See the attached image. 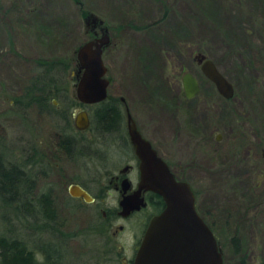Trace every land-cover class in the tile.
Masks as SVG:
<instances>
[{
    "label": "rangeland",
    "instance_id": "1",
    "mask_svg": "<svg viewBox=\"0 0 264 264\" xmlns=\"http://www.w3.org/2000/svg\"><path fill=\"white\" fill-rule=\"evenodd\" d=\"M88 11L104 19L113 34L104 52L112 81L109 99H126L147 134L166 152L177 176L192 185L198 211L221 245L224 264H241V258L260 264L264 253V0H0V149L7 160L30 171L35 194L55 184L61 229L74 235L54 240L47 233L32 234L0 203L1 230L31 234L28 242L34 249L60 241V264L104 263L98 205L73 201L58 185V181L66 184L77 170L69 161L56 159L61 157L58 134L65 130L78 141L77 149L84 153L79 157L89 161L85 167L101 162L118 170L132 153L115 148L110 133L97 132L94 106L67 110L69 130L61 118L66 106L62 97L49 99L57 107L56 114L48 112L51 108H27L16 101L36 74L38 58L70 62L78 47L91 40L84 19ZM198 52L215 61L232 82L233 98L221 96L203 74L194 58ZM76 66L64 78L57 74L58 84L63 83L72 95ZM186 72L193 73L202 86L200 95L192 99L180 94ZM82 108L92 116L91 127L84 132L74 127L73 116ZM56 163L59 168L53 169ZM90 171L94 173L81 169L85 177ZM116 195L111 193L100 208L117 205ZM138 219H120L113 229L127 226V238L122 233L124 238L119 240L126 242V238L128 248L133 243L129 235L139 231ZM236 236L240 253L234 248Z\"/></svg>",
    "mask_w": 264,
    "mask_h": 264
},
{
    "label": "water",
    "instance_id": "2",
    "mask_svg": "<svg viewBox=\"0 0 264 264\" xmlns=\"http://www.w3.org/2000/svg\"><path fill=\"white\" fill-rule=\"evenodd\" d=\"M85 17L87 21L104 22L95 13ZM109 44V36L104 35L84 42L76 50L75 97L84 105L97 104L108 98L110 79L104 51ZM194 58L219 93L226 99L233 98L235 87L215 61L201 52ZM182 83L186 98H194L201 92L200 81L191 72L183 75ZM127 113L128 133L139 159L140 182L138 189L121 201V214L127 216L145 207L142 193L146 191L159 195L165 203L164 209L151 219L134 264H224L221 245L197 209L196 193L191 184L177 178L150 141L142 136L129 110ZM74 125L80 131L91 127L86 109L77 112ZM70 191L74 196L92 201L80 186L72 185Z\"/></svg>",
    "mask_w": 264,
    "mask_h": 264
},
{
    "label": "trees",
    "instance_id": "3",
    "mask_svg": "<svg viewBox=\"0 0 264 264\" xmlns=\"http://www.w3.org/2000/svg\"><path fill=\"white\" fill-rule=\"evenodd\" d=\"M35 63L37 64L36 74L27 83L21 97H17L16 101L18 104H24L27 108L31 106L49 110L51 108V111L48 112L56 114L57 107L50 103L49 99L53 96L62 97L61 99L67 107H63L61 118L65 120L64 122L70 130V113L67 110L79 105V102L68 89L63 88V83L58 84L57 74L61 72L63 78L65 75H69L72 66L76 64V56L74 55L70 62H65L63 58L50 60L38 58ZM112 101L108 99L100 105L94 106L92 111L93 126L97 132L110 133L114 130L121 132L119 127L122 122V114ZM62 133L66 134L67 132L64 130ZM69 144V140L65 142L62 139L56 143L60 149L71 150ZM25 167L7 160L5 152L0 149V203L2 208L14 212L16 218L21 223L25 222L30 232L33 231L32 234L47 233L52 239L55 238L54 240L67 239L74 235L61 229L63 224L59 220L51 191L42 192L40 195L35 194L36 181ZM30 235L29 233L21 236L19 234L12 235L4 233L0 228V264H60L62 258L60 241L40 244L37 249H34L28 242ZM233 240L235 241V252L240 253L239 238L236 236ZM38 256H41V259ZM240 263L248 264L244 258H241ZM260 264H264V253Z\"/></svg>",
    "mask_w": 264,
    "mask_h": 264
},
{
    "label": "flooded vegetation",
    "instance_id": "4",
    "mask_svg": "<svg viewBox=\"0 0 264 264\" xmlns=\"http://www.w3.org/2000/svg\"><path fill=\"white\" fill-rule=\"evenodd\" d=\"M89 13H92V12L88 11L85 16H87ZM84 19H85L87 31L91 34V39L96 40V39H100L104 35H107L109 36V39H110V44H109L110 46L111 43L113 42V34L111 32V28L106 24L105 20L100 17V19L104 21L103 23H100V21L93 22L91 19L87 21L86 17H84ZM111 82L112 81L110 79V85H111ZM182 87H183V83H182ZM201 90H202V86H201ZM183 93H184V89H182L180 94L183 97H185ZM200 93L198 95H200ZM73 96L75 97V91H73ZM109 97H110V94H109V88H108V98L106 100H108ZM111 98L113 100L112 101L113 104L116 105V107L120 110L122 114V122L120 123V127H119L121 132H119L118 130H114V132H110L111 134L110 136L112 137V142L115 145V148H117L118 150L122 152L130 151L132 153V158L125 161L122 166L118 167V170L117 169L110 170L108 166L103 165V163L101 162H100V166L92 165L93 161L91 163L92 165L91 167H85L86 164L87 165L89 164V161H86L85 159H81V157H79L78 154L83 153V151L81 152L78 151L77 149L78 144H79L78 141L76 139H72L71 137H70L71 139L70 140L69 136L65 133H59L57 139L58 140L62 139L65 142H68L69 140L70 141L69 145L71 147L70 148L71 150L59 148L58 150L60 152L59 154L61 157H56V159H59V158L63 159V160L60 159L59 162L69 161L68 164L74 165L77 168V170L75 172L76 174L74 173V176H72L71 179L66 182V184L63 181L62 182L58 181V185L60 189H63L66 192L69 199L79 202L81 204H94V205L97 204L98 205L97 209H99V212L102 213L101 216H102V227H103V235H104L103 240H105L103 241V244H101L103 246V255H106L103 264H134L138 249L142 243V240L144 238L145 232L148 228V225L151 219L155 215L159 214L164 209L165 203L159 195L151 191H146L142 193V196L144 197L145 202H146L145 207L141 208L140 210L132 211L127 216H123L121 214L122 212V208L120 207L121 201L124 199L125 196L132 195L138 189V185L140 182L139 159L137 155L135 154V150L133 148V145L131 143L130 136L128 133L127 110H129V112L131 113L133 119L136 122L137 128L141 132L142 136L150 141L151 145L157 151L158 155L161 156L167 162V164L169 165V167L175 173L176 176L177 174H176L175 169L173 168L172 163L167 158L166 152L160 150L155 140L150 135L147 134L146 130H144V128L141 126L138 119H136L135 116L133 115L126 99L122 96L120 98H114V97H111ZM186 99H189V98H186ZM103 102L93 104L91 106L100 105ZM80 105L90 106V105H84L81 102H79V105L77 106H80ZM77 106H75V109L77 108ZM82 109H85V108H82ZM81 110L77 109L76 112H74V115H73L74 119H75V115L77 114V112ZM88 113H89V116L92 122L91 113L89 111ZM81 132H84V131H81ZM104 136H107V135H104ZM218 139H220L219 136H218ZM96 153L98 154L100 152L96 151ZM95 157H98V156L95 155ZM89 158L92 159L93 157H89ZM95 163L99 164V161H95ZM56 164L54 165V167H52L53 169H55V167L59 168L58 167L59 163H56ZM82 168H85L88 170L93 169L94 173H91L90 171L91 173L90 176L85 177L81 172ZM49 176L50 178L53 179V176H54L53 171L49 173ZM177 178L180 179L179 176H177ZM126 180H128V182H125ZM72 185H77V186H80L82 189H84L91 196L92 201H87L83 197H77V196L72 195L70 191V187ZM37 190L39 191L38 188ZM49 190L51 191V197L53 198L56 204V200L60 199L58 188L55 186V184H52ZM111 193L117 194L116 198L114 197V199L117 200V205H114L112 207L111 206L107 207L106 209H101L100 205H102L103 203H106L108 197L111 196ZM65 203H63L64 207L67 206ZM135 216L139 218L138 219L139 231L135 235H129L130 238L132 239L131 242L133 241V243H132V246L128 248L126 245L128 244L127 239H126L127 235H125L127 226L119 225L118 228H116V230H113V229L114 227L117 226V223L120 219L128 221ZM101 233L102 232L95 231V234L100 235ZM122 233H124L126 237L125 238L126 242H123V241L121 242L119 240L121 238H124L120 236L122 235ZM118 241L121 242L119 246L117 244Z\"/></svg>",
    "mask_w": 264,
    "mask_h": 264
}]
</instances>
